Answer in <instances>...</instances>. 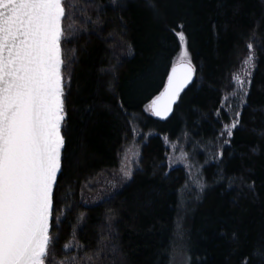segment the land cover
Segmentation results:
<instances>
[{"label":"trees","instance_id":"16d2710c","mask_svg":"<svg viewBox=\"0 0 264 264\" xmlns=\"http://www.w3.org/2000/svg\"><path fill=\"white\" fill-rule=\"evenodd\" d=\"M124 3L121 10L109 0H90L87 15L99 22L90 23L87 31L64 45L75 49V57L69 68V146L59 196L63 197L65 186L71 184L70 202L81 205L85 183L118 167V152L133 140L121 102L128 113L139 117L140 128L146 118L159 132L143 145L141 166L132 180L104 200L83 204L68 214L56 251L63 255L60 248L70 240V222L75 224L81 212L87 219L77 229V237L87 248H95L112 213L115 242L123 253L117 264H171L179 221L191 264H240L254 247L264 246V0ZM177 23L186 25L198 72L174 114L162 121L144 113L143 106L162 90L171 62L179 53L178 40L167 27ZM253 32L259 42L257 67L242 111L243 128L225 148L221 167L229 178L243 176L248 183L254 182V191L239 180L233 187H228V180L213 184L217 168L211 163L204 168L210 187L202 199L181 207L182 186L188 176L182 166L164 175L169 169L163 131L174 119L182 118L170 138L188 132L199 141H208L218 132L221 125L214 113L221 90L229 86L232 73L246 56V43ZM127 45L132 46L131 52ZM153 64L155 72L145 77ZM233 231L238 243L221 235ZM70 254L75 255V250ZM103 264H111L110 259ZM250 264H264V259L251 258Z\"/></svg>","mask_w":264,"mask_h":264},{"label":"snow or ice","instance_id":"6c2138e0","mask_svg":"<svg viewBox=\"0 0 264 264\" xmlns=\"http://www.w3.org/2000/svg\"><path fill=\"white\" fill-rule=\"evenodd\" d=\"M109 3L121 10L126 6L124 0H109ZM89 6L90 0H0V264H103L109 259L111 264H117L123 256L115 242L112 213L98 234L95 248H87L77 237V229L87 219V214L81 212L75 224L70 222V240L60 248L63 255L56 251L68 214L88 203L83 200V193L81 205L70 202L71 184L65 186L63 197L59 192L69 146V68L75 57V49H66L64 45L81 31H87L90 23L99 22L87 15ZM167 27L178 40L180 50L171 62L162 90L143 106L144 113L160 120L172 115L181 94L198 72L189 50L186 25L177 23ZM258 47L253 32L248 37L247 54L239 71L232 73L230 87L221 90L219 107L214 113L221 127L210 140L192 143L190 154L179 143L191 141L187 132H182L177 141L164 136L166 147L180 153L179 157L165 153L169 171L164 175L168 176L177 163L183 164L188 173L181 191L184 204L201 200L210 187L203 169L211 162L217 168L213 184L228 180V187H233L239 180L254 191V182L248 183L243 176L229 178L221 166L225 164V146H230L235 132L243 128L242 111L250 95ZM127 48L131 52L132 46ZM154 72L153 64L143 75L151 76ZM120 108L131 126L133 140L122 146L118 152L119 167L110 174L111 180L105 181L112 187L117 182L122 185L132 180L141 166L142 152L135 137L141 135L146 140L148 135L155 134H142L138 130L139 117L128 113L123 102ZM224 116L228 117L227 122ZM210 145L214 147L209 148ZM197 149L211 153L205 156L203 165L193 162ZM90 183L86 182L84 187ZM178 228L182 238L183 229L180 225ZM221 235L231 243L239 241L235 231ZM74 250L76 254H70ZM251 258L264 259V246L258 244L250 255L242 257L240 264H250Z\"/></svg>","mask_w":264,"mask_h":264},{"label":"rangeland","instance_id":"374dc122","mask_svg":"<svg viewBox=\"0 0 264 264\" xmlns=\"http://www.w3.org/2000/svg\"><path fill=\"white\" fill-rule=\"evenodd\" d=\"M256 63H257V60H256ZM240 66H241V63L239 65L238 69H236L234 72L239 71ZM254 72H255V70H254ZM229 87H230V84H229ZM223 119H224V122H227L228 117L224 116ZM142 121H143L144 125L141 128L138 125V130L142 134L146 135L149 132H153V133L157 134V132H159L157 130V128L152 126V124L149 123L146 118L142 119ZM180 121H182V118L174 119V121H172L170 123V125L168 126V129L166 131H163V134H162L163 139H164V136H168L171 141H177V138L181 137L182 133L180 135H178L177 137H175L174 139L170 138V136H169L171 131L176 133V131L178 130V127L180 125ZM137 124H138V122H137ZM150 136H153V135H148L147 139ZM190 137H191V135H190ZM147 139L144 140L141 135H138V136L135 137V140L139 142L140 150H142V147L146 143ZM196 141H199V139L197 137H194V138L191 137V141H188V142L180 141L179 143L181 144V146H183L185 148L186 151H188L191 154L193 152L191 144L196 142ZM213 147H214V145H210L209 146V148H213ZM226 147L227 146H225V148ZM202 148H203V145H201V149ZM196 152L198 154H196L193 157V162H198L201 165H203L204 162H205V156L206 155L210 156V154H211L210 151H201L200 149H197ZM167 153L170 156H174V157H179V155H180V153L178 151L177 152H173L170 147H168ZM211 163H215V162H211ZM211 163H209L208 165H210ZM175 166H182L185 169L184 165L180 164V163H177ZM118 167H119V165H118ZM118 167H116L113 170H109V171L103 172L102 174H100L97 177V179L95 181H93L91 183V185L88 186V188L86 187V189L83 191V200L88 201V203H87L88 205L96 204V203L104 200L105 198L111 196L116 190L120 189L122 186H124L128 182L127 181V182L123 183L122 185L119 182H117V186L116 187H112L111 184H108V183L105 182L106 180H111V175L110 174L112 172H114L115 170H117ZM185 171L187 173L186 169H185ZM192 172H193V180H195V172H196V170L193 169ZM203 175H204V177L207 180V175L205 174V169H203ZM187 176H188V173H187ZM181 198H182V202L184 204L183 197L181 196ZM194 202H196V201L195 200H191L189 203L184 204V207H187L190 204L192 205ZM178 225H180L182 227V229H183V225L179 221L177 223V228H176L177 240H176V243H175V246H174V250H173L172 256H171V259H172L171 264H191V256H190V252H189V250H188V248L186 246L185 238H183V237L181 238L178 235V233L180 232V228H178ZM183 232H184V230H183Z\"/></svg>","mask_w":264,"mask_h":264},{"label":"water","instance_id":"95a60500","mask_svg":"<svg viewBox=\"0 0 264 264\" xmlns=\"http://www.w3.org/2000/svg\"><path fill=\"white\" fill-rule=\"evenodd\" d=\"M194 79H195V78H194ZM190 85H191V84H190ZM190 85H189V86H190ZM182 94H183V93H182ZM182 94H181V95H182ZM175 109H176V105L174 106V111H175ZM174 111H173L172 115L174 114ZM172 115H170L169 118H170ZM155 118H156V117H155ZM169 118H168V119H169ZM157 119H159V118H157ZM159 120H160V119H159ZM162 121H165V120H162Z\"/></svg>","mask_w":264,"mask_h":264},{"label":"bare ground","instance_id":"6f19581e","mask_svg":"<svg viewBox=\"0 0 264 264\" xmlns=\"http://www.w3.org/2000/svg\"><path fill=\"white\" fill-rule=\"evenodd\" d=\"M155 118V117H154ZM157 119V118H156Z\"/></svg>","mask_w":264,"mask_h":264}]
</instances>
